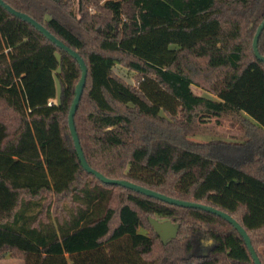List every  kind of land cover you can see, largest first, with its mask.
Returning a JSON list of instances; mask_svg holds the SVG:
<instances>
[{"label":"trees","instance_id":"trees-1","mask_svg":"<svg viewBox=\"0 0 264 264\" xmlns=\"http://www.w3.org/2000/svg\"><path fill=\"white\" fill-rule=\"evenodd\" d=\"M3 1L84 59L74 121L89 165L228 212L264 264V61L253 47L264 0ZM258 48L264 55V29ZM118 63L136 84L115 72ZM81 76L73 55L0 3V258L256 264L222 216L84 168L69 126ZM225 119L238 124L237 139L195 138ZM151 217L179 223L178 235L164 243Z\"/></svg>","mask_w":264,"mask_h":264},{"label":"water","instance_id":"water-1","mask_svg":"<svg viewBox=\"0 0 264 264\" xmlns=\"http://www.w3.org/2000/svg\"><path fill=\"white\" fill-rule=\"evenodd\" d=\"M0 3L3 6H5L10 12H12L14 15L19 16V17L29 21L30 23H32L36 28H38L41 32H43L50 40L55 42L59 47L65 48L71 55H73L78 60L80 66L82 68V76L76 85V95H75L73 102L71 104V108H70V112H69V126H70V131L72 133L79 158L81 160L82 165L84 166V168L87 171L95 174L101 181H103L105 183L123 185V186H126L128 188L134 189L138 192L144 193L146 195L159 198V199L166 201L168 203H171V204H177V205L185 206V207L201 208V209L211 211L215 214H218L219 216H222L223 218L227 219L230 223H232L235 226V228L238 230V232L243 236L246 244L248 245V247H249V249L253 255V258H254L256 264H263L261 262L259 256H258V254L256 253L253 245H252L251 237L249 236L246 229L233 216H231L228 212L223 211V210L216 208L214 206H211V205L174 198L172 196L166 195L162 192L153 190L151 188L145 187L143 185L137 184V183L132 182V181L127 180V179L110 178V177L105 176L100 171L92 168L89 165V163L87 162V159L85 157L83 148H82L80 140H79V136H78L77 131H76L75 121H74V115L76 113L80 98H81L82 93H83V89H84V85H85V81H86V76H87V71H88V68H87V65H86L84 59L81 57V55L76 50L67 46L62 40L57 38L43 24H41L40 22L35 20L33 17H31L30 15H28L24 12L16 10L11 5L5 3L3 0H0ZM263 29H264V19L259 24L257 31L254 35V39H253V47H254L255 54L262 61H264V55L260 53L259 48H258V43H259V38H260V35H261ZM56 56H57V59L60 63L61 62V54L58 51L56 52ZM60 71H61V65L58 66V68H57V72H60ZM56 82H57V102L61 103L62 85H61V82H60L58 77H56ZM150 221H151L154 229L156 230V232L158 233V235L160 236L161 240L164 243H168L171 239L175 238L178 235V231L180 229L179 223H175V222L171 221L170 219L159 220V219L154 218V217H151Z\"/></svg>","mask_w":264,"mask_h":264},{"label":"rangeland","instance_id":"rangeland-1","mask_svg":"<svg viewBox=\"0 0 264 264\" xmlns=\"http://www.w3.org/2000/svg\"><path fill=\"white\" fill-rule=\"evenodd\" d=\"M77 8V7H76ZM76 10V9H75ZM114 70L117 74L123 77L127 82L136 84V72L127 68L125 65L118 63ZM193 90L196 93H207L206 89L199 85H194ZM240 134V129L237 123H233L229 119H225L222 123L211 122L210 126H206L204 131L195 136L196 139L206 140L213 137L225 139H237ZM0 264H24L22 259L11 257L0 258Z\"/></svg>","mask_w":264,"mask_h":264},{"label":"crops","instance_id":"crops-1","mask_svg":"<svg viewBox=\"0 0 264 264\" xmlns=\"http://www.w3.org/2000/svg\"><path fill=\"white\" fill-rule=\"evenodd\" d=\"M4 258H6V257H4Z\"/></svg>","mask_w":264,"mask_h":264}]
</instances>
